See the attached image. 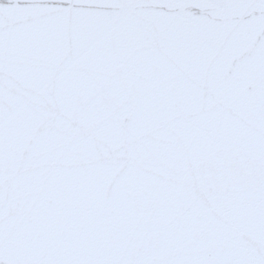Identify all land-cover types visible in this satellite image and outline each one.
Returning a JSON list of instances; mask_svg holds the SVG:
<instances>
[{
	"label": "snow or ice",
	"instance_id": "1",
	"mask_svg": "<svg viewBox=\"0 0 264 264\" xmlns=\"http://www.w3.org/2000/svg\"><path fill=\"white\" fill-rule=\"evenodd\" d=\"M0 264H264V0H0Z\"/></svg>",
	"mask_w": 264,
	"mask_h": 264
}]
</instances>
